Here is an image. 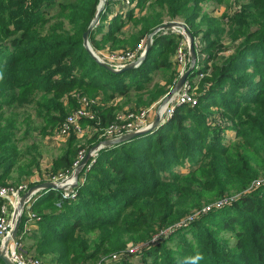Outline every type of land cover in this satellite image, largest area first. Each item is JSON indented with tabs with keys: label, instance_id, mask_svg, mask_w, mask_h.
Segmentation results:
<instances>
[{
	"label": "trees",
	"instance_id": "trees-1",
	"mask_svg": "<svg viewBox=\"0 0 264 264\" xmlns=\"http://www.w3.org/2000/svg\"><path fill=\"white\" fill-rule=\"evenodd\" d=\"M209 1L217 0H135L138 7H148L138 19L137 42L152 35L165 18L181 17L190 28L196 25L189 30L192 37L203 31L202 25L209 27L202 67L187 77L200 83L196 105H178L152 131L101 148L90 168L79 173L74 197L42 190L31 203L34 218L22 216L17 234L23 251L40 264H110L128 242L170 227L160 242L140 250V264H264V186L246 189L222 210L202 208L206 190L215 191L218 201L230 200L224 197L226 180L237 179L235 186L245 189L255 179L249 160L224 144V128L209 119H230L236 138L264 160V0H247L221 18L235 42L222 62H216L223 51L222 21L208 19L200 8ZM99 2L0 0V184L11 180L14 171L18 178L40 171L38 145L24 142L31 132L46 135L59 127L75 107L74 100L63 104L71 91L78 90L81 97L101 94L107 101L132 95L135 107L129 111L171 94L178 80L172 59L177 37L154 34L140 65L110 72L83 42ZM126 20H134V11L114 17L98 43L94 34L102 30L93 28L88 36L92 48L118 43L116 35ZM158 75L161 79L155 81ZM212 108L219 113H211ZM30 110L39 121L35 126ZM90 110L96 116L88 123L92 133L112 123L116 113L105 106ZM93 135L98 138V132ZM68 147L45 175L73 169L76 150ZM187 162L185 174L176 172ZM185 219L187 228L173 234V226ZM29 225L36 228L27 231ZM172 242L177 246L170 249Z\"/></svg>",
	"mask_w": 264,
	"mask_h": 264
},
{
	"label": "rangeland",
	"instance_id": "rangeland-1",
	"mask_svg": "<svg viewBox=\"0 0 264 264\" xmlns=\"http://www.w3.org/2000/svg\"><path fill=\"white\" fill-rule=\"evenodd\" d=\"M72 1L73 0H62L63 3L64 2L68 3V2H72ZM131 2H132V5L130 7H128L127 9L125 7H123L122 5L116 3V2H111V3H109L108 6H107V4H105V6H103V7H101L99 5V8H98L99 16H98V18H95L94 23H93L94 29L100 28L102 30V32H99V33L96 32L94 34V40L97 43L101 40L102 34L109 29L110 22L114 17H116L118 15H122V14H124L130 10L134 11V20H132V21L126 20V25L122 29L121 33L119 35H116V41L119 40L118 43H115L114 45H112L113 43L107 42V43L101 45V47H99L97 50H94L92 48V45L88 41L86 47L90 50V52L94 51L96 54H99L98 56H99L100 60H104L105 57H110L111 55H114V54H119V53H122L125 51L132 50L142 40L141 39L137 42L138 35H139L138 32L140 30V24L138 23V19L141 16L145 15L146 12L148 13V7L145 6L143 8H140L136 5L135 0H132ZM246 2H247V0L209 1V2H205L204 4H202L200 6V8L202 10V13L205 14L208 19H216V20L222 21L221 18L224 15H226V14L230 15L234 10L241 7ZM123 18H125V17H123ZM169 23L181 25L186 30L188 29L187 32H189V30L190 31L193 30V28H196V25L194 27L192 26V28H190V26L181 17H177L175 19L165 18L160 26L166 25ZM196 24H199V22H196ZM220 25L222 26V28H224L225 33L222 36L223 39L221 41L223 51L220 52V54L218 56V60H216V62H222L223 60H225L226 57L231 52H233L234 47H235V45H234L235 42L233 41L232 38L229 37V32H230L229 29L231 28L230 25H228L227 23H225L223 21H222V24H220ZM160 26H158V27H160ZM174 26H176V25H174ZM158 27H156L154 29L153 34L150 35L151 38L154 34H157V33L159 35H162V36H171L174 34V33H171V31H168L167 34H162L163 30L155 31ZM201 28L203 29V31L201 33L196 34L195 37L200 38L203 41V48H204V46L206 44L205 43L206 38L204 37V33L209 31V27L202 25ZM174 36H176V35H174ZM176 37H177L176 38V44H178L179 39H181L182 37H180V35L176 36ZM95 41H94V43H96ZM150 42H152V39ZM203 48H202V50H203ZM202 50H201L202 60L199 61L200 64L204 61L205 55L207 54V53H204ZM175 51H176V48H175ZM174 54H175V52H174ZM174 54L172 56V59L174 57ZM99 62L101 64L107 65L109 68H112L114 70L113 64H111L110 61L109 62L99 61ZM199 62H197V64ZM200 64H199V66L198 65L192 66V68L193 69L198 68V67L201 68L202 66ZM189 68H190V63L188 64V69ZM160 79H161V76L158 75L155 78V81H159ZM191 79H193V81H191L190 78L189 79L186 78V80H188L189 82H191V83L193 82L190 91L193 94V96L196 97L200 91V89H199L200 83H198L199 81L197 82L196 77L191 78ZM176 82H175V84H176ZM161 83H163V82H161ZM69 100H74L75 107H74V109H72L68 113V115L72 114L76 109H79L82 106L86 107L87 103L89 105L88 108H91V107L97 108V107H103V106H105V108H111L112 107L116 111L115 114L126 113L130 109L135 107V97L132 95H130L128 97H117L116 99H113L111 101H107L101 94H97V96H96L95 93L89 92V93L84 94V96L81 97V96H79L78 90H73L69 93L68 97L65 98V100H63L64 106H69ZM166 100L167 99L160 100L151 106H157V109H158V107L161 104H163ZM151 106H149V107H151ZM149 107H141L139 109H136L133 113L138 112L140 109H147ZM156 112L157 111H155L151 115L153 122H154L155 118L157 117ZM210 112L215 113V114L219 113V111L216 108H212L210 110ZM29 113L31 114V124H32V126H35L36 124L39 123L38 118L36 116H34V112L32 110H30ZM209 122L212 124L220 125L224 128V130H223L224 144L233 145V146H235L234 148H237L240 152H242L244 157H246L249 160V164L251 166V169L254 172L255 179L250 183V185H247V187L245 189L243 188L244 186L241 188H238L235 186V184L237 183L236 182L237 179L231 178V179L226 180V182L224 183V186H226L225 190L228 192H226V194H224V197L225 198H232L231 200H236L237 198L241 197V195L245 194L246 189H248V192H249L250 190H254L255 188H259L261 186H264V160H261V158H258L255 154L251 153L247 149V147L244 145V143H241L240 139L236 138L235 131L232 129L233 122L228 118H225L223 123H221V120H219L218 118H213L211 120L209 119ZM88 123L89 122L81 123V126L84 130L83 134L78 136V137L74 135L75 137H74L72 144L69 141L71 135L68 137H65V138H61L60 136H57L58 127L56 129H53L50 132L48 131V133H46V135H40L37 132H31L28 140L26 142H24V144L31 143L32 141L36 142V144L38 145V152H39V157H38L39 166H40V163H42L44 165L46 163L47 166L42 167L43 169L45 168L43 171L44 172L51 171V166L54 164V161L67 149L66 147H68L69 145H71V146L68 148H73L76 150V156H77V154L81 150L88 152L91 149H93L94 147H97L99 145V143L103 144V142L106 141V140H102V139L99 140L98 138H95V136L93 135L94 132L91 133ZM159 123L160 122H158V125H159ZM228 126H230V127H228ZM226 127H227V129H225ZM97 132H100V130H98ZM24 144L22 143V144H20V146L22 147ZM21 149H23V148H21ZM99 152H100V150L97 151V156H98ZM43 162H45V163H43ZM89 162H87L86 165L89 164ZM40 168H41V166H40ZM189 168H190V165L187 162L183 166H180L179 171H176V172H180L182 174H185ZM43 171L42 170L33 171L31 176H26V177L22 176V178H18L19 177L18 174L14 171V173L11 175L12 181L7 182L5 185L16 186V185L26 184L30 187V185L33 184L30 187V188H32V187L39 185L43 182H47V180L43 181L42 176H44L45 179H46V177L47 178H49V177H48V175L42 174ZM35 175H36V177H34ZM32 177H34V178H32ZM37 177H38V179H36ZM0 185H2V184H0ZM203 197H204V201L202 202V208L204 207L203 209H205L206 207H212L215 204H221V203H219L218 199L216 198V192L215 191H207L206 190L203 193ZM225 207H226V205L223 204L220 206V209H218V210H222ZM195 211H196V209H193V210H191L190 213H194ZM186 226L187 225L183 224V222L176 223L174 225V227H176L177 229H176V231L173 232V234H175L177 231H179L181 229L187 228ZM185 232L189 233L188 231H185ZM225 235H227V233H225ZM185 236H186V238L190 239L191 236H193V235L192 234H186ZM156 238H157V236H150L149 238L144 239V240L128 242V244L126 245L124 250H122L116 254L118 257L117 259H112L113 256L111 257L110 264H121L122 262H120L118 260L119 258H121L122 261L128 262L129 264H140L141 261H140L137 254L140 253V250L148 249L149 246H153L154 243L160 242L163 239V237H161V238L155 240ZM176 246H177V244L172 242L169 245V248L173 249V247H176ZM130 250H133L132 252L134 254H132L130 252ZM98 263H100V262H98ZM105 264H107V263L105 262Z\"/></svg>",
	"mask_w": 264,
	"mask_h": 264
},
{
	"label": "built area",
	"instance_id": "built-area-1",
	"mask_svg": "<svg viewBox=\"0 0 264 264\" xmlns=\"http://www.w3.org/2000/svg\"><path fill=\"white\" fill-rule=\"evenodd\" d=\"M132 0H100L99 5L101 7L105 6L107 3L116 2L126 9L132 5ZM99 8V6H98ZM162 34H167L168 31L174 33L173 35L182 37L179 39V43L176 46V51L173 57V62L176 64L178 69V79L184 75V73L188 70V64L190 63V67L199 66L197 62L202 60L201 50L203 48V41L200 38L193 37V47L196 54V60L194 64L191 61V53H190V42L187 35V30L181 26L176 25L169 29H162ZM184 37H183V36ZM151 37L143 38L134 49L125 51L119 54L111 55L110 57H105L104 60L99 59V54H96L94 51H91L92 55L99 61H107L113 64V68L115 71H119L125 68L128 65H134L137 67L145 57L147 42L150 43ZM100 63V62H99ZM201 77V76H200ZM192 87L191 82L185 80L181 88L171 95L163 104H161L158 109L157 106H151L147 109H140L138 112L133 113L134 111H128L126 113H117L115 114L114 120L112 123L108 124L104 128L99 129L98 139L99 140H116L121 138L124 135L131 133H138L149 129L153 124V119L151 118L152 114L156 112V116L159 118V124H163L170 118L174 112V109L178 105H188L193 107L196 105V97L193 96L190 89ZM87 107V108H86ZM86 107L82 106L79 109H76L72 114L65 117V119L60 123L57 136L61 138H65L70 136L71 134L75 136H80L83 134V128L81 123L83 122H93L96 120V116L94 112L90 110L88 103ZM155 116V117H156ZM152 119V120H151ZM90 128V126H89ZM92 129L90 128V131ZM95 134L97 130L94 129ZM92 133V132H91ZM104 145L99 143V145L95 149H91L86 152L81 150L73 163V169L70 172L58 173L56 175L46 177L47 182H52L58 188L61 189V197L63 199H69L75 196L74 185L76 184L73 178V172L75 168L80 164V162L89 155L88 162L89 164L85 165L87 170L90 168L93 160L97 156V151L100 150ZM30 187L26 184L11 186V185H0V249H2L5 241L10 237L11 229H12V220L14 218V212L17 210L19 202L24 194L29 191ZM39 191V190H38ZM38 191H33L25 200L22 210L20 211V215L25 216L28 220L34 218V214L31 210V203L33 202L34 196ZM230 200H221L219 203L215 204L212 207H206L203 209V212H208L211 208H220L221 205H225L230 202ZM19 214V213H18ZM194 218V217H193ZM191 218H189L190 220ZM183 224L187 223V220L181 221ZM187 225V224H186ZM174 227V226H173ZM27 228V227H26ZM25 228V229H26ZM171 227L166 231L160 232L157 236V239L165 236ZM27 230V229H26ZM133 250H130L132 254ZM6 256L8 260L13 264H40L37 260L33 259L29 255H27L23 249L21 244L18 242L17 237L15 240H12L9 244ZM117 256H113L112 259H117ZM103 264V263H98ZM105 264V263H104Z\"/></svg>",
	"mask_w": 264,
	"mask_h": 264
},
{
	"label": "water",
	"instance_id": "water-1",
	"mask_svg": "<svg viewBox=\"0 0 264 264\" xmlns=\"http://www.w3.org/2000/svg\"><path fill=\"white\" fill-rule=\"evenodd\" d=\"M99 16V12L97 13V16L96 18H98ZM174 25H177V24H174V23H169V24H166V25H162L160 27H158L155 31H159V30H162V29H169V28H172L174 27ZM93 30V24L90 25V27L88 28V30L84 33L83 35V42H84V45L87 46V43H88V36L90 34V32ZM187 35H188V38H189V42H190V53H191V61L192 63L194 64L195 60H196V54H195V50H194V47H193V37L192 35L187 32ZM149 42H147V47H146V53L147 51L149 50ZM87 48V47H86ZM87 50L90 52V50L87 48ZM91 53V52H90ZM146 56V54H145ZM145 58V57H144ZM101 64V63H100ZM105 69L109 70L110 72H113V73H116V74H119V73H122L124 71H127V70H130L132 68H134V65H128L126 66L125 68L119 70V71H115L113 70L112 68H109L107 65L105 64H101ZM192 67H190L185 73L184 75H182L176 82L171 94H169V96L167 97V99L173 95L175 92H177L181 86L183 85V83L185 82L186 78L188 77V74L192 71ZM158 122H159V118L156 117L152 126L145 130V131H142V132H138V133H131V134H127V135H124L122 136L121 138L119 139H116V140H107V141H104L103 142V145L104 146H112V145H115V144H118L122 141H127V140H130V139H133V138H136V137H139L141 135H144L150 131H152L155 127H157L158 125ZM96 147H94L93 149H95ZM88 159H89V155L87 154L86 157L80 162V164L75 168L74 172H73V178L77 184V179H78V176H79V173L82 171V169L85 167L86 163L88 162ZM76 184L73 186L75 187ZM44 189H53V190H60L62 188H58L55 184H53L52 182H43L39 185H36L32 188L29 189V191L24 194L19 202V205H18V208L17 210L14 212V218L12 220V229H11V233H10V237L5 241L2 249H0V259L4 262V264H13L11 263L7 256H6V251H7V248L9 246V244L11 243L12 240H15L16 237H17V234H18V229H19V225H20V222H21V215H20V211L22 210V207H23V204L26 200V198L33 192V191H41V190H44ZM19 213V214H18Z\"/></svg>",
	"mask_w": 264,
	"mask_h": 264
},
{
	"label": "crops",
	"instance_id": "crops-1",
	"mask_svg": "<svg viewBox=\"0 0 264 264\" xmlns=\"http://www.w3.org/2000/svg\"><path fill=\"white\" fill-rule=\"evenodd\" d=\"M199 64H200V62H199ZM201 65V64H200ZM161 84H163V83H161ZM116 111L114 110L113 111V113H115ZM43 163H45V162H43ZM40 166H41V168H40V170H44L42 167H46L47 165H46V163H45V165L44 164H42V163H40ZM179 169H180V167L177 169V171H179ZM47 172H49V171H47ZM47 172H42V174H44V173H47ZM34 177H36V175L34 176ZM34 177H32V178H34ZM43 177V181H46V179L44 178V176H42ZM31 179V178H30ZM36 179H38V177L36 178ZM40 179V178H39ZM12 180H9L8 182H11ZM41 192H42V190L41 191H38L37 192V194L34 196V198H33V200H35V199H37L38 197H40L41 196ZM36 228V226L35 225H29V226H27V231H30V230H34Z\"/></svg>",
	"mask_w": 264,
	"mask_h": 264
}]
</instances>
